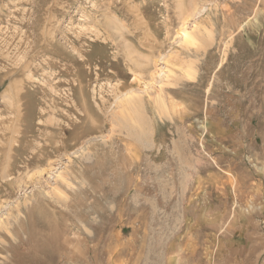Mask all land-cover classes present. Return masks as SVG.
Listing matches in <instances>:
<instances>
[{"label":"rangeland","instance_id":"1","mask_svg":"<svg viewBox=\"0 0 264 264\" xmlns=\"http://www.w3.org/2000/svg\"><path fill=\"white\" fill-rule=\"evenodd\" d=\"M0 76V264H264V0H0Z\"/></svg>","mask_w":264,"mask_h":264},{"label":"bare ground","instance_id":"2","mask_svg":"<svg viewBox=\"0 0 264 264\" xmlns=\"http://www.w3.org/2000/svg\"><path fill=\"white\" fill-rule=\"evenodd\" d=\"M182 38L184 39V41L188 44H191V43H194V40H193V36L189 33V32H186V31H183L182 32ZM29 70V69H28ZM4 77L6 75H3ZM1 77V76H0ZM5 81H3L4 83ZM10 83V82H9ZM13 85V84H12ZM6 87V85H5ZM11 87V85L9 84L4 90L5 92L8 91V89ZM13 88V87H12ZM20 89L23 88V87H19ZM79 89V87H78ZM3 93L2 94V97L3 98H6L8 100V102L6 103L7 105L4 106V110L3 112L1 111L0 112V135L1 137H4L6 136V133L7 134H14L15 132H18L21 130L22 127V124L23 125H27L25 124V122H27L28 120V117L30 116L31 114V106L27 103V97L28 95H26V93H22V92H16L15 95H7L6 93ZM137 97V96H136ZM139 97V96H138ZM130 98V96H129ZM140 98V97H139ZM138 98V99H139ZM159 98V97H158ZM131 99V98H130ZM133 100V99H132ZM137 100V99H136ZM66 101V100H65ZM140 101V100H139ZM142 101V100H141ZM140 101V102H141ZM162 101V100H161ZM82 102V101H81ZM128 103V102H127ZM130 103V102H129ZM139 103V102H138ZM137 103V104H138ZM162 103V102H161ZM134 103H132L133 105ZM136 104V105H137ZM142 105V104H141ZM73 106V105H72ZM138 106V105H137ZM134 107V109L138 108V107ZM163 106V105H162ZM56 107V106H55ZM54 107V108H55ZM53 108V109H54ZM127 108V107H126ZM164 108V107H163ZM82 109H84L82 107ZM141 109V108H140ZM139 109V110H140ZM56 110V108H55ZM63 110V109H62ZM87 110V109H85ZM83 110V111H85ZM142 110V109H141ZM140 110V111H141ZM47 111V110H46ZM54 111V110H52ZM129 111V110H128ZM44 112V111H43ZM135 114L137 113L136 110H134ZM51 113V111H50ZM80 113V112H79ZM162 113V112H161ZM85 114V113H83ZM87 114V113H86ZM123 114V113H122ZM131 114V113H130ZM134 114V115H135ZM141 115V114H140ZM88 116V115H87ZM86 116V117H87ZM138 114L136 116L137 119L138 118ZM56 117V116H55ZM81 117V116H80ZM132 117V116H131ZM145 118V117H144ZM54 119V118H53ZM57 119V117H56ZM77 119V118H75ZM141 119V118H140ZM124 120V119H123ZM53 121V120H52ZM56 121V120H55ZM56 123V122H55ZM139 123V122H138ZM137 123V125H138ZM142 124V122H140ZM134 124V123H133ZM145 124V123H144ZM55 125V124H54ZM56 125H60V124H57ZM146 125V124H145ZM142 126V125H140ZM149 126V125H148ZM144 127V126H143ZM142 127V129H143ZM149 128V127H148ZM139 129V128H138ZM141 130V129H140ZM149 130V129H148ZM139 131V130H138ZM46 133V132H45ZM146 133V132H145ZM13 136V135H12ZM148 138V137H147ZM60 142V141H59ZM20 145V144H19ZM18 147V146H17ZM16 147V149H17ZM58 148V147H57ZM15 149V150H16ZM28 149V148H27ZM12 150V149H11ZM62 152V151H61ZM56 153V152H55ZM60 154V153H59ZM51 156V155H50ZM30 159V158H29ZM36 158H34V156L31 158V160H34ZM7 160H9V155L7 156L5 151H3L2 149H0V162L3 161V162H6ZM29 161V160H28ZM35 161V160H34ZM54 161V160H53ZM9 162V161H8ZM31 162V161H30ZM5 176H8L7 174ZM12 176V175H11ZM9 177V176H8ZM10 178V177H9ZM3 180V179H2ZM29 203V202H28Z\"/></svg>","mask_w":264,"mask_h":264}]
</instances>
